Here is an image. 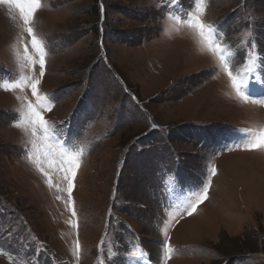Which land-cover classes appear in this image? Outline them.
<instances>
[{
  "label": "rangeland",
  "instance_id": "374dc122",
  "mask_svg": "<svg viewBox=\"0 0 264 264\" xmlns=\"http://www.w3.org/2000/svg\"><path fill=\"white\" fill-rule=\"evenodd\" d=\"M41 2L42 77L0 4V264H264V151L242 146L264 128V0H205L202 17L247 101L183 23L195 0ZM21 79H40L57 150L82 153L71 201L57 161L29 158L16 125L36 98L2 86Z\"/></svg>",
  "mask_w": 264,
  "mask_h": 264
},
{
  "label": "snow or ice",
  "instance_id": "6c2138e0",
  "mask_svg": "<svg viewBox=\"0 0 264 264\" xmlns=\"http://www.w3.org/2000/svg\"><path fill=\"white\" fill-rule=\"evenodd\" d=\"M0 4L7 5L10 10H15L19 14V18L22 20L26 32L31 37V47L39 57L40 76L42 77L44 75L47 52L45 50L44 42L37 37L33 27L35 14L42 8L41 0H0ZM194 7L195 10L188 13L187 19L183 21V23H186L189 28L198 34L201 44L205 45L209 51L219 57L224 70L232 81V87L236 90L237 95L245 101L249 100V96L245 95L241 89V83L247 77H243L240 83L237 82V76L229 69V64L225 60L224 49L216 40L213 26L206 24L202 19L206 11L205 0H195ZM175 19L178 23L181 22L180 17L177 16ZM24 59L30 65H35L37 63L36 59L28 54L27 46H25ZM254 66V61L250 58L248 65L244 70L245 73L250 74L253 71ZM40 82V79H21L19 82L4 83L2 86L8 91L22 89L29 86L31 87V92L33 96H35L36 102L35 104L31 102L27 104L26 110L23 111L22 118L16 126L22 128L26 132L30 130L31 136L35 138L32 141V152L29 154V158L31 159V162L36 165L38 170L47 175V172L44 169V163L47 162L52 165L53 161H57L54 165V170L61 171L63 179L67 181V192L69 201H71L74 188L73 181L80 168L82 153L68 152L64 149L58 151L51 142L54 139L52 128L49 122L45 120L42 113L44 111H50L52 104L48 101L47 97L39 94L38 85ZM253 103L264 105V100H253ZM38 132H42V135L38 136ZM242 146L247 151H264V128H261L257 132H253L248 142ZM212 174L215 175L214 168ZM209 187L210 182L208 186L195 195L190 207L187 209V215H193L196 212L198 205L208 199ZM72 215H76L74 210L72 211ZM72 226L76 227L77 225L73 223ZM76 247L78 250L80 247L79 242H77ZM167 248V255L170 258L173 250L170 245H167ZM132 255L140 256L143 255V253L136 251L133 252Z\"/></svg>",
  "mask_w": 264,
  "mask_h": 264
},
{
  "label": "trees",
  "instance_id": "16d2710c",
  "mask_svg": "<svg viewBox=\"0 0 264 264\" xmlns=\"http://www.w3.org/2000/svg\"><path fill=\"white\" fill-rule=\"evenodd\" d=\"M249 247L250 246L247 245L246 249L249 248ZM257 247H258V242H257V240H255V243H253V246H251L250 249H248V251L250 250L251 252H256L257 253V251H255L257 249Z\"/></svg>",
  "mask_w": 264,
  "mask_h": 264
},
{
  "label": "bare ground",
  "instance_id": "6f19581e",
  "mask_svg": "<svg viewBox=\"0 0 264 264\" xmlns=\"http://www.w3.org/2000/svg\"><path fill=\"white\" fill-rule=\"evenodd\" d=\"M263 116L262 115H260V117L258 116V118H262Z\"/></svg>",
  "mask_w": 264,
  "mask_h": 264
}]
</instances>
